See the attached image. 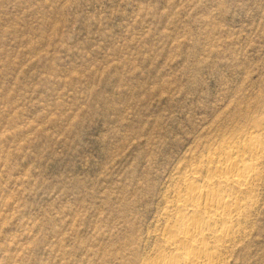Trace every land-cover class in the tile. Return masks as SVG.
Returning <instances> with one entry per match:
<instances>
[{"label": "rangeland", "instance_id": "374dc122", "mask_svg": "<svg viewBox=\"0 0 264 264\" xmlns=\"http://www.w3.org/2000/svg\"><path fill=\"white\" fill-rule=\"evenodd\" d=\"M259 124L264 0H0V264H143L177 167Z\"/></svg>", "mask_w": 264, "mask_h": 264}, {"label": "bare ground", "instance_id": "6f19581e", "mask_svg": "<svg viewBox=\"0 0 264 264\" xmlns=\"http://www.w3.org/2000/svg\"><path fill=\"white\" fill-rule=\"evenodd\" d=\"M200 146L162 195L160 242L143 264H229L251 234L264 188V126Z\"/></svg>", "mask_w": 264, "mask_h": 264}]
</instances>
